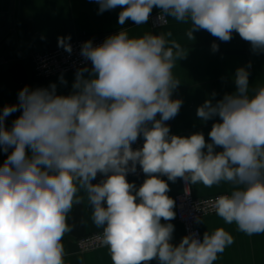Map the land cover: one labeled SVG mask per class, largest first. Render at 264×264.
<instances>
[{
  "label": "clouds",
  "instance_id": "9594fccd",
  "mask_svg": "<svg viewBox=\"0 0 264 264\" xmlns=\"http://www.w3.org/2000/svg\"><path fill=\"white\" fill-rule=\"evenodd\" d=\"M98 12L120 8L118 23L141 25L154 8L188 31L206 30L220 41L233 33L264 52V0H95ZM71 37L58 46L71 53ZM163 35L130 38L127 31L80 55L91 67L75 74L71 91L57 85L24 86L16 103L0 111V264H64L61 243L67 214L83 189L92 219L103 226V243L113 264H213L234 242L223 228L203 239L171 243L176 213L167 194L178 177L211 187L222 180L236 187L215 201L216 215L248 236L264 234V87L249 96V72L235 73L236 91L197 109L208 132L171 135L165 122L181 107L172 99L174 53ZM176 47H179L178 45ZM212 50H218L216 43ZM180 55V53H177ZM87 74V75H86ZM60 83L66 85L63 75ZM215 96V93H213ZM19 115L8 126L7 119ZM159 116V118H157ZM218 118V119H216ZM143 138L141 147L133 145ZM216 148L221 149L215 151ZM145 175L129 182L137 166ZM102 179L93 183L97 176Z\"/></svg>",
  "mask_w": 264,
  "mask_h": 264
},
{
  "label": "crops",
  "instance_id": "0c3cea01",
  "mask_svg": "<svg viewBox=\"0 0 264 264\" xmlns=\"http://www.w3.org/2000/svg\"><path fill=\"white\" fill-rule=\"evenodd\" d=\"M98 8L95 0H0V111L5 105L16 103L19 91L26 85L34 89L47 88L55 83L58 94L71 91L76 72L63 74L66 85L60 83L61 75L49 79H37L32 75L31 56L35 51L58 44V38L61 37H71L72 40L98 34L106 39L119 31H127L130 38L163 35L165 48L173 50L172 73L179 84L172 92V99H180L182 103L178 114L165 122L171 135L189 136L202 132L206 141L211 142L208 132L214 120L202 121L197 116V109L206 100L215 104L225 94L235 93V73L238 68L243 67L249 72V96L264 87V52H254L250 42L240 38L238 33L234 32L232 39L227 42L220 41L206 30L193 31L192 38H189L187 33L191 29V21H177L157 8L153 9L150 17L159 14L165 19V22L157 25L153 24L150 17L141 25L131 20L120 25V8L103 13H99ZM213 43L218 45L215 52L212 50ZM87 67H91L90 63ZM18 115L13 113L8 117V126ZM4 159L6 156L0 153V164ZM161 178L169 184L170 191L167 194L174 199L182 190L180 177L175 182L168 181L167 177ZM144 179L129 182H134L138 187ZM188 184L194 197L230 194L236 187L223 180L211 187L190 180ZM77 196L81 198L80 202L74 203L68 212L66 222L69 231L61 240L64 264H113L108 246L86 252L77 250L74 244L77 238L103 229V226L98 227L93 222V206L86 191L80 189ZM168 222L174 225L171 243L178 245L185 237L183 227L176 218L161 220V223ZM197 225L202 239L205 233L211 234L217 228H223L234 238L233 244L218 253L213 264H264V234L248 236L238 231L235 223L226 224L216 213L201 218ZM148 264H159V261L153 259Z\"/></svg>",
  "mask_w": 264,
  "mask_h": 264
},
{
  "label": "built area",
  "instance_id": "2783aa9c",
  "mask_svg": "<svg viewBox=\"0 0 264 264\" xmlns=\"http://www.w3.org/2000/svg\"><path fill=\"white\" fill-rule=\"evenodd\" d=\"M153 24H161L165 22V19L159 16V14L151 16ZM160 20V21H159ZM91 40L93 46L103 43L104 36L91 35L74 38L69 41L73 51L68 53L64 48L58 46V44L43 48L42 50L35 51L31 56L32 70L35 78L37 79H49L58 75L67 73H75L80 68L88 66L90 62H87L80 55L82 45ZM143 138L141 137L134 145L133 148L141 147ZM166 177V176H162ZM146 178L143 172L137 166V172L135 174H128V180H137ZM102 179L101 176H97L94 183H98ZM182 190L175 195L174 212L176 213V221L183 227L185 236H196L201 238V231L198 227V221L206 216L215 214V201L216 199L228 193H218L205 197H194L188 187V181L184 178H180ZM76 248L80 252L93 251L105 247L103 243V229L85 234L77 238L74 242Z\"/></svg>",
  "mask_w": 264,
  "mask_h": 264
}]
</instances>
